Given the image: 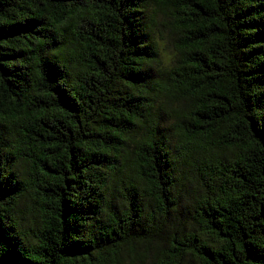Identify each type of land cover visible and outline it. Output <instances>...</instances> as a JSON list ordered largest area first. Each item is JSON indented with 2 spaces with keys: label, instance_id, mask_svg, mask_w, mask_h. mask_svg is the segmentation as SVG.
Instances as JSON below:
<instances>
[{
  "label": "trees",
  "instance_id": "1",
  "mask_svg": "<svg viewBox=\"0 0 264 264\" xmlns=\"http://www.w3.org/2000/svg\"><path fill=\"white\" fill-rule=\"evenodd\" d=\"M0 264H264V0H0Z\"/></svg>",
  "mask_w": 264,
  "mask_h": 264
},
{
  "label": "rangeland",
  "instance_id": "2",
  "mask_svg": "<svg viewBox=\"0 0 264 264\" xmlns=\"http://www.w3.org/2000/svg\"><path fill=\"white\" fill-rule=\"evenodd\" d=\"M156 31H164V33H167V29L162 28L161 26L157 27ZM166 42V41H165ZM163 47V49H162ZM171 50H172V46L169 43H163L161 44V49H160V55H161V60H162V64L161 67H163L164 65H166L169 61V57L171 55Z\"/></svg>",
  "mask_w": 264,
  "mask_h": 264
}]
</instances>
